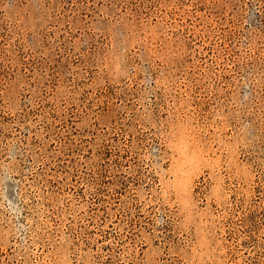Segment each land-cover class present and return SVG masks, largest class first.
<instances>
[{"label":"rangeland","instance_id":"rangeland-1","mask_svg":"<svg viewBox=\"0 0 264 264\" xmlns=\"http://www.w3.org/2000/svg\"><path fill=\"white\" fill-rule=\"evenodd\" d=\"M0 264H264V0H0Z\"/></svg>","mask_w":264,"mask_h":264}]
</instances>
